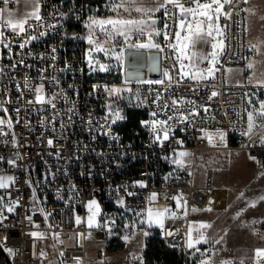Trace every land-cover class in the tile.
Returning a JSON list of instances; mask_svg holds the SVG:
<instances>
[{
  "label": "built area",
  "instance_id": "built-area-1",
  "mask_svg": "<svg viewBox=\"0 0 264 264\" xmlns=\"http://www.w3.org/2000/svg\"><path fill=\"white\" fill-rule=\"evenodd\" d=\"M39 3L42 22L37 28L25 25L26 35L40 32L47 35L21 48L25 34L16 35L10 28H0L6 36L5 42L0 43V119L5 120L0 125L3 158L0 175L15 177L9 188H0V196L9 204L19 200L12 213L0 209L7 217L0 227V254L9 264H87L88 238L103 240L107 234L122 229L123 215L145 212L155 193L156 202L168 211L153 233L158 234L165 247L182 252L184 264H199L201 259L209 258L212 264L225 261L255 264V257L216 261L202 243L197 245L201 251L195 256L193 249L187 248L190 222L194 220L192 209L209 207L213 186L210 173L202 182L199 180L195 168L199 154L210 149L246 151L255 167L264 169V143L259 142L257 135L249 139L241 134L250 111L249 93L255 86L247 81H231L227 74L229 67L243 66L248 61L249 0H236L234 6H225L224 11L232 15L221 16L219 20L223 42L211 77L205 74L199 80L181 78L179 62L164 48L161 76L147 80H165V83H143L146 118L141 122V132L130 140L120 128L122 120L111 124L109 129L107 89L125 85L127 79L116 83L103 78L94 62L95 51L89 50L95 45L87 40L86 0H39ZM0 7H5L3 0ZM7 7L17 17L31 11L16 0H9ZM161 20L163 29L166 23H172L163 11ZM3 24L4 20H0V25ZM28 24L37 22L29 20ZM169 43L163 38L160 44ZM164 70L170 72L171 81L163 76ZM128 81L127 84L137 82ZM41 85L43 90L37 93L35 89ZM213 92L217 95L212 96ZM38 94L45 97L43 104L36 102ZM196 110L198 115L194 114ZM154 112L156 116L152 115ZM182 116L188 119L182 120ZM168 117H172L168 121L170 139L161 144L155 141L151 126L144 122ZM9 119L11 128L7 125ZM217 130L227 133L225 141L220 143L214 137L210 143L205 132ZM256 131L264 134L259 128ZM48 140L53 143L49 145ZM181 151L190 155L183 157L182 166L173 164L171 161L179 158ZM10 160L16 164H9ZM141 182L144 187L140 186ZM129 192L133 195H127ZM174 197H179V204ZM121 198L123 205L117 203ZM92 199L100 203L101 212L98 221L89 228L87 204ZM28 215L32 216L31 222L26 219ZM134 229L127 226L124 231L130 236ZM198 231L201 232L199 227L193 240ZM32 232L44 236L32 237ZM253 233L264 249V221ZM49 245L56 249L53 256L46 250ZM9 248L15 255L5 250ZM259 264H264V258Z\"/></svg>",
  "mask_w": 264,
  "mask_h": 264
},
{
  "label": "rangeland",
  "instance_id": "rangeland-1",
  "mask_svg": "<svg viewBox=\"0 0 264 264\" xmlns=\"http://www.w3.org/2000/svg\"><path fill=\"white\" fill-rule=\"evenodd\" d=\"M23 2L28 5V8L32 9L30 0H23ZM88 2V17L94 16L101 19L110 16L115 17L116 14L106 7L109 0H99L95 4H92L91 0H88ZM118 2L119 0H117V3ZM144 3L151 6L152 0H144ZM121 12L124 18H147L135 12L131 13V16L129 13H124L123 10H121ZM161 12L154 14L157 20L156 27L158 29H163ZM218 27L222 31L220 22H218ZM248 28V61L243 66L229 67L227 69V74L231 81H248L257 84L254 85L255 87H252L249 93V99L252 101L249 107L250 111H252L253 107H259V101H264V87H258V82L264 80V0H249ZM96 35L100 38V42L103 43L105 37L100 34L98 30L96 31ZM213 35L215 39L212 42L217 44V48L212 49L211 46L208 45V49L204 54L211 53L212 51L216 52L217 55L214 67L210 60H204L202 63L198 64V67L204 71L209 67H213L214 71L222 48L223 36L217 35L215 32ZM154 39L156 43L160 44L163 37L157 36L154 37ZM132 42H139V40L133 37L128 43ZM253 45H256L257 48H253ZM103 46L109 50L108 55H105L104 52L97 51L93 54V60L98 68L99 64L108 65V71L99 70L101 75L103 78L112 82H123L125 78V58L123 61H117L116 55L118 53H123L125 57L126 51L131 48L126 47L121 37H116L111 43H104ZM250 60L254 65L252 68L248 66ZM184 63L186 65L189 62L185 60ZM248 68L250 69V74ZM112 88L132 89L131 92L124 91L120 93L119 97L117 95L110 96L108 94V103L117 107L122 115L125 106H144L143 83L118 84L112 86L110 89ZM257 123H262V121H257ZM195 168L201 182L208 173L212 174L213 186L210 190V197L208 200L209 207L193 208L196 209L195 212H197V221L193 220L190 222L192 236L195 229H198L199 224H210L211 227L201 229V232L208 241L207 243L202 242V245L212 252L216 261L220 262L239 257L245 259L254 258L255 250L258 249V246L255 239L256 237H254L253 228L264 221V200L260 199V197H264V169H257L254 165L252 156L246 151H229L222 149L202 151L197 158ZM253 202L255 203L254 207L250 206V203ZM98 205L99 212L93 216V225L98 221V216L101 212L99 202ZM148 209H151L155 214L156 212H163L164 205L152 199L147 210ZM207 209H211V211ZM147 210L143 213L131 216L123 215V228L107 234L103 240L89 237V251L93 249L98 250V257L104 259V252L109 249L108 246L110 243L118 244L123 242L124 248L114 255V258L123 257V259L127 258V260L131 261L133 264H138L144 252V242H146L148 236L153 234V230L158 226V223L155 222V216L153 217V222L149 223ZM92 212H95V207H93ZM238 213L240 214L237 215ZM90 215H92V213L88 211L86 214L88 227ZM161 218L162 217H160V219ZM127 226L135 228L133 234L130 236L124 231V228ZM92 227L93 226L89 228ZM143 233H147V235ZM125 237L128 239L126 240ZM46 250L48 252H56V249L51 246ZM112 264H119V262Z\"/></svg>",
  "mask_w": 264,
  "mask_h": 264
},
{
  "label": "snow or ice",
  "instance_id": "snow-or-ice-1",
  "mask_svg": "<svg viewBox=\"0 0 264 264\" xmlns=\"http://www.w3.org/2000/svg\"><path fill=\"white\" fill-rule=\"evenodd\" d=\"M17 3L20 0H16ZM236 0H186V2H182V0H152V5L148 6L144 3V0H109L106 7H108L112 12L116 15L115 17H108V18H96L94 16H89L87 19V28L89 30V34L87 36L88 43L90 45H95L94 49H90L89 51H97V52H104L105 55H108V49H106L103 44L104 43H111L113 39L116 37L123 38L126 47L131 49H156L157 53H161L164 51V48L167 47L174 55V59L179 62V72L180 77H190L192 80H199L204 78V73L200 70L192 71V69L197 68L199 63H202L204 60H210L211 63H215L216 52L212 51L208 54H203L198 52L196 49L197 44H205L210 45L212 49L217 48V44L213 43L212 41L215 39L214 32L217 35H222L221 29L218 27V22L221 16L231 18L232 13L230 11L225 12V6H234ZM3 4L5 7L0 8V20H4V24L0 25V28L7 27L12 30V32L16 35L25 34L26 38L20 43V47H25L26 44L31 43V41L39 39L42 35H47L46 32H40L39 35H31L27 36V28L25 25H28V28H37L40 26L42 22V16L40 15V3L39 0H30V6L32 7V11L27 12L21 16H16L13 12L9 11L7 5L9 4V0H3ZM189 5V6H186ZM174 9V11L170 10ZM131 13L135 12L140 14L142 17H147L146 19H136V18H124L123 13ZM163 11L164 16L172 21L171 24H165L164 29H158L156 27L157 20L154 17L155 13ZM5 16L7 19L5 20ZM29 20H34L37 24L32 25L28 24ZM49 27H55V25H49ZM174 28V31L172 30ZM99 31L105 37V40L100 42L99 38L96 37V31ZM162 36L165 40L170 41L169 44L162 46L155 42L154 37ZM136 37L139 42H132L128 43V41ZM143 38V39H141ZM6 40L5 33L0 30V43H4ZM6 47L9 45L5 44ZM253 48H257L256 45L252 46ZM55 51V49H53ZM124 54L118 53L116 55L117 61L124 60ZM155 58H159L156 56ZM187 60L189 63L185 65L184 61ZM91 64V60L89 61ZM22 63V61H21ZM175 67V65H173ZM250 68L254 67L253 64L248 65ZM185 67H188L189 70L185 71ZM213 67H209L206 69V74L208 76L213 75ZM100 71H108V65L99 64ZM163 76L171 81L172 77L168 70L163 71ZM129 81L126 80L125 83L127 84ZM138 83H147V84H164L165 80H140L137 78ZM258 87H264V80L258 82ZM43 90V85L36 88L35 91L37 93H41ZM128 91L131 92L132 89H123V88H112L107 89L108 94L117 95ZM167 91V89H165ZM217 95V93L213 92L212 96ZM157 96L159 97V92H157ZM36 102L43 104L45 102V97L43 95L38 94L36 96ZM155 102V101H154ZM182 102V101H181ZM49 103L53 108L55 107L52 104L51 100H48ZM174 104L176 102H173ZM189 103H192L189 101ZM249 104L252 103L251 99L248 101ZM259 107H253L252 111L247 112V125L246 129L241 133L242 135L248 136L249 139L253 137V135H257L259 142L264 143V134L257 133V129L259 128L261 131H264V101H259ZM163 110V108H162ZM19 112V109L16 110ZM109 114L111 116V120L109 123V129L111 124H115L119 120L125 119L124 115H122L120 110H113L111 105L108 108ZM207 111V108L204 109ZM194 114L198 115L199 112L196 110ZM156 116L157 114L154 112L152 114ZM172 117H168L167 120H152V121H145V125H150L152 132L154 133L155 141L163 144V142L168 141L170 139V132L171 126L169 125L168 121L171 120ZM182 120H187L188 116H182ZM257 121H262V123H257ZM5 120L0 119V125L4 124ZM7 125L9 128L12 127L11 120L7 121ZM0 134H2V130H0ZM205 136L208 138L209 142L213 141V138L216 137L220 143L225 141L227 133L222 130H217L215 133H207L205 132ZM47 143L51 145L53 143L52 140H48ZM190 155L188 152L181 151L179 152V158L173 159L171 162L176 165H183L184 160L183 157ZM3 158L0 157V160ZM167 159V157H166ZM9 164L15 165V160L8 161ZM54 177V174H51ZM15 183V177L13 176H0V188L7 189L10 187V184ZM29 183H31L29 181ZM141 187L145 185L141 182ZM127 195H133V193L129 192ZM243 195V194H241ZM156 194L153 193L151 199H155ZM35 199V197H34ZM179 204V197H174ZM261 200H264V197H260ZM5 197L0 196V209H6L7 212L12 213L15 211L16 207L19 205V200H13L11 204L4 202ZM117 203L123 205L124 200L121 198L117 201ZM250 206H255V203H250ZM93 207H95V212H92ZM87 208L92 215L89 216L88 223L89 227L93 226V216L99 212V205L95 199H92L88 202ZM211 211V209H207ZM43 212V209H40ZM148 220L149 223L153 222V217L155 216V222L161 223L160 217L164 215L168 209H164L163 212H156L155 214L152 212L151 209H148ZM196 211V209H193ZM238 213L237 215H239ZM185 215L187 213L185 212ZM26 219L31 222L32 216H26ZM7 220V217L3 215V212L0 211V227L4 226V221ZM77 223L80 222V218H76ZM95 226L100 227L101 225L96 224ZM211 227L210 224L201 223L199 225L200 229ZM147 235V233H143ZM32 237H40L43 238L44 233L41 232H32L30 233ZM171 235V233H169ZM188 241H187V248L193 249L192 255L195 256L196 253H199L201 249L197 247L202 242L207 243V238L202 232L198 231V235L193 240L191 229L188 233ZM6 239V238H5ZM127 240L128 238L125 237ZM9 254L15 255L12 249H5ZM41 255H45L41 253ZM264 258V249H256L255 250V264H259V260ZM199 264H212L211 259H201ZM223 264H231V262L225 261ZM243 264V262H241Z\"/></svg>",
  "mask_w": 264,
  "mask_h": 264
},
{
  "label": "trees",
  "instance_id": "trees-1",
  "mask_svg": "<svg viewBox=\"0 0 264 264\" xmlns=\"http://www.w3.org/2000/svg\"><path fill=\"white\" fill-rule=\"evenodd\" d=\"M99 0H91L95 4ZM87 4L89 3L86 0ZM89 7V4L87 5ZM123 119L120 123V128L126 139H132L137 132H141L140 125L146 113L143 106L132 105L125 106ZM109 250H121L124 248V243L118 244L110 243ZM144 264H184V254L178 250H172L164 246L158 234H151L145 242V249L143 252ZM0 264H9L6 259L0 254Z\"/></svg>",
  "mask_w": 264,
  "mask_h": 264
},
{
  "label": "water",
  "instance_id": "water-1",
  "mask_svg": "<svg viewBox=\"0 0 264 264\" xmlns=\"http://www.w3.org/2000/svg\"><path fill=\"white\" fill-rule=\"evenodd\" d=\"M158 56L159 58H155ZM161 76V53L156 49H128L125 55V78L131 81Z\"/></svg>",
  "mask_w": 264,
  "mask_h": 264
},
{
  "label": "crops",
  "instance_id": "crops-1",
  "mask_svg": "<svg viewBox=\"0 0 264 264\" xmlns=\"http://www.w3.org/2000/svg\"><path fill=\"white\" fill-rule=\"evenodd\" d=\"M19 4H23V5H25L27 8H28V5L26 4V3H24L23 2V0H20V2H19ZM1 8V7H0ZM8 8V10L10 11V8L9 7H7ZM29 10H33V9H30V8H28ZM208 49V45H205V44H197L196 45V49L195 50H197L198 52H200V53H203L204 54V52L206 51ZM252 61L250 60V62H249V64H252L251 63ZM186 65H188V64H186ZM196 70H200V71H202L203 73H204V75L206 74V71H204V70H202L200 67H197V68H194V69H192V71H196ZM248 72H249V74H250V69L248 68ZM254 80V79H253ZM248 82V81H247ZM251 84H253V85H257V84H255V83H251ZM195 211H192V218H194V220H196L197 221V216H196V213L197 212H195ZM194 216V217H193ZM196 216V217H195ZM262 223V222H261ZM259 225V224H258ZM258 225H256V226H258ZM255 226V227H256ZM254 227V228H255ZM253 228V229H254ZM255 237V236H254ZM256 239V242H257V246H258V249H261V242L260 241H258V239L257 238H255ZM49 246H51L52 248H54L52 245H49ZM48 246V247H49ZM47 247V248H48ZM143 249H145V242H144V244H143ZM122 250V249H121ZM48 252V251H47ZM120 252V250H106L105 252H104V259H102V258H100V257H98V250H96V249H93V250H91V251H89V257H90V259H89V261H88V263L87 264H112V263H116V262H119V264H133L131 261H128L127 260V258H124L123 259V257L122 258H114V255H116L117 253H119ZM48 254L49 255H51V256H53L54 255V253L53 252H48ZM115 261V262H114ZM138 264H144V257H143V253H142V255H141V260H140V262L138 263Z\"/></svg>",
  "mask_w": 264,
  "mask_h": 264
}]
</instances>
